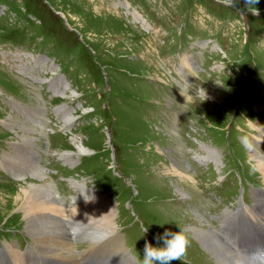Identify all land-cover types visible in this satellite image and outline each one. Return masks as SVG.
Returning a JSON list of instances; mask_svg holds the SVG:
<instances>
[{
    "label": "rangeland",
    "instance_id": "obj_1",
    "mask_svg": "<svg viewBox=\"0 0 264 264\" xmlns=\"http://www.w3.org/2000/svg\"><path fill=\"white\" fill-rule=\"evenodd\" d=\"M116 1L0 0V166L14 175L13 184L0 183V236L9 251L15 242L20 250L8 233H24L35 249L61 264L66 251L43 247L19 210L26 182L51 183L64 205L74 196L78 201L71 225L61 223L57 237L74 253L73 227L81 242H90L88 258L100 237L92 239L90 232L103 228L93 215L103 205L82 198L79 184H85L111 200L105 217L115 211L116 226H124L136 250L141 246L144 253L147 243L163 246L157 237L182 227L191 243L171 264H217L196 234L216 237L224 258L238 254L214 226L227 209L241 206L244 187L252 206L245 216L264 223V200L250 186L264 191L259 160L250 152L264 156L258 129L264 130V0L252 6L259 14L252 12L251 28L238 16L241 9L251 12L247 0L233 7L215 0H120L131 15L127 20ZM131 4L143 10L149 25ZM11 104L7 114L4 107ZM227 173L233 178L223 183ZM36 227L41 234L47 229ZM117 234L116 227L110 235ZM119 241L109 239V247L117 249ZM143 253L137 252L140 262ZM7 254L1 250L0 260ZM22 254L18 262L27 264V248ZM73 256L69 264H78ZM121 257L118 264H137L133 256Z\"/></svg>",
    "mask_w": 264,
    "mask_h": 264
},
{
    "label": "bare ground",
    "instance_id": "obj_2",
    "mask_svg": "<svg viewBox=\"0 0 264 264\" xmlns=\"http://www.w3.org/2000/svg\"><path fill=\"white\" fill-rule=\"evenodd\" d=\"M62 82L59 81V84L62 85ZM68 120H69V118H68ZM258 129L264 133V130L262 128H258ZM261 142H262L261 139L256 138L255 144L258 147L262 146ZM79 150L81 152H85L84 151L85 149H82L81 147H79ZM250 152L254 156V158L259 160L258 166L260 167L261 172L264 174V156L262 154H260L258 151H256L255 149H251L250 148ZM33 175L40 182L42 180H44L43 177H40L38 173L33 172ZM20 177H24V175L23 174H22V176L19 175V178ZM31 177H33V176L31 175ZM24 181H25V179H24ZM25 185H27V186H25V187L23 186L22 188H20V190H21V197H20L21 206H20L19 210L25 216V221L27 223V228L26 229L34 232L37 236L38 235L40 236V238H41L40 244L43 247H45V245H46V246H49L51 248L56 247V248H60V250L66 251L64 253V256H63L64 260L61 262V264H66L69 259H73L74 258V256H73L74 253H72V251L69 250L70 243L65 241V239H63V238L59 239V237H57L58 236L57 235V231L61 229V223L64 222V220H63V217H64V209H63V207L58 204V201L56 199V194L51 189L50 184L47 183V184L39 185V184H28L26 182ZM79 186L82 187V189L80 190V195L82 196V198H83L84 195L81 192L86 190L89 195H94V197L97 200L100 201L101 205H103L100 208V210L98 212H95V214L93 215L94 218L96 220H98L102 224L100 226H103V228H105V230H103V228H99L102 232L98 231V230L94 231V232H90L92 234V239L100 236V237H98L99 240H97L95 243H98L101 239H103L104 237H107L110 234H113V233L116 234V227L117 226H116V223H115V220H114L115 211L113 209L109 210L108 217L107 216L105 217V215L107 213V208H108L107 206L112 204L111 200L106 198V197L99 196L95 191L87 188L85 184H83V185L79 184ZM102 201H105L106 205L102 204L103 203ZM93 203L94 202H92V204ZM79 204H81V203H79ZM97 208H98V206H97ZM50 214H52L53 216L50 215ZM72 218L77 222V217H72ZM39 224H42V225H44L45 228H47L45 232L43 231L45 234L44 233L41 234L40 232H38V231H40V229H38L36 227V225H39ZM50 224H52L53 227H51V228L50 227H46V226H48ZM104 224H107L108 228H110V229L107 230L106 226ZM206 224H208V223L206 222ZM50 229H52V231H49ZM215 231L218 232V234L222 237V240L226 244H228V245L231 244V243H227L226 242V240L224 239L223 234L221 232H219L217 230H215ZM206 232L205 231H199V233L196 232L197 233L196 237L198 239H200L204 244H208L209 248L211 249L209 251H211L212 254L215 257H217V264H250L249 260L247 259L248 254L250 253L249 250H247V251L239 250L238 254H233V255H231V257L224 258L222 256V253L220 252L219 247H218L219 246L218 239L216 237H214L213 235H211V234L209 235ZM89 234H86V236L89 235ZM38 242H39V239H38ZM95 243L90 248V251H93L95 249ZM117 244H118L117 247L119 248V250H122V249L125 250L126 249V247L123 244L122 240L119 241V243H117ZM262 244H263V241H262ZM115 248H116V246H115ZM10 252H12L14 254H18L19 253V252L15 251V249L10 250ZM87 252H89V251L86 250L85 253H87ZM232 252H234V251H232ZM227 255L228 254H226V256ZM73 262L74 263H72V264H76L75 261H73ZM68 264H69V262H68Z\"/></svg>",
    "mask_w": 264,
    "mask_h": 264
},
{
    "label": "clouds",
    "instance_id": "obj_3",
    "mask_svg": "<svg viewBox=\"0 0 264 264\" xmlns=\"http://www.w3.org/2000/svg\"><path fill=\"white\" fill-rule=\"evenodd\" d=\"M222 2L226 6L233 7L236 0H222ZM257 3L258 0H247L249 10L256 15L259 14V9L252 6ZM181 93L183 94L182 90ZM81 193L86 201L95 198L94 195H89L86 190ZM144 231L146 232L147 229ZM160 239H163V246H153L151 243L145 245L141 264H171L174 260H181L186 255L191 243L189 234L182 227L178 232L166 231L163 237H157V240ZM247 259L250 264H264V246H258L248 254Z\"/></svg>",
    "mask_w": 264,
    "mask_h": 264
}]
</instances>
